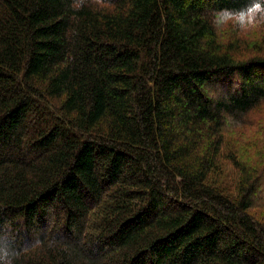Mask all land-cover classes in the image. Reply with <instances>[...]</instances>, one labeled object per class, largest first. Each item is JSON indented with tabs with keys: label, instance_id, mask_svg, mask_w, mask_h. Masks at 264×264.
I'll use <instances>...</instances> for the list:
<instances>
[{
	"label": "trees",
	"instance_id": "16d2710c",
	"mask_svg": "<svg viewBox=\"0 0 264 264\" xmlns=\"http://www.w3.org/2000/svg\"><path fill=\"white\" fill-rule=\"evenodd\" d=\"M245 3L0 0V231L17 264H264V153L227 139L264 108V43L212 23Z\"/></svg>",
	"mask_w": 264,
	"mask_h": 264
},
{
	"label": "rangeland",
	"instance_id": "374dc122",
	"mask_svg": "<svg viewBox=\"0 0 264 264\" xmlns=\"http://www.w3.org/2000/svg\"><path fill=\"white\" fill-rule=\"evenodd\" d=\"M261 26L264 27V25ZM224 33H227L225 35L227 36L226 40L232 38V35L234 36L237 33L240 41L247 44V47L244 49H250L251 47L254 48L256 42H259L258 47L264 43L261 42L262 39L259 41V39H256L255 35L252 36L253 34H250L249 30L243 33L233 26H225L221 30V34ZM235 38H237V36H235ZM227 139L231 144L230 149H228L229 155L236 151L238 157L241 160H244L246 159V155L251 154L253 159L258 161L264 153V108L254 113L249 119H247L245 124L237 126L231 125L227 130ZM232 164L233 163L229 161L225 166V171L227 175L231 174L234 178L236 172L237 174H239V172L235 171Z\"/></svg>",
	"mask_w": 264,
	"mask_h": 264
},
{
	"label": "clouds",
	"instance_id": "9594fccd",
	"mask_svg": "<svg viewBox=\"0 0 264 264\" xmlns=\"http://www.w3.org/2000/svg\"><path fill=\"white\" fill-rule=\"evenodd\" d=\"M213 26L219 31L233 26L245 32L264 25V0H247L240 7H221L212 11ZM20 249L15 246L11 233L0 231V264H17Z\"/></svg>",
	"mask_w": 264,
	"mask_h": 264
}]
</instances>
